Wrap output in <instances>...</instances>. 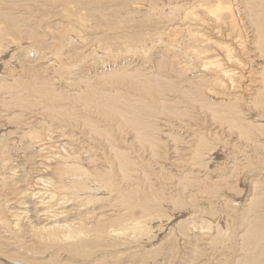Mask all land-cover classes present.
I'll list each match as a JSON object with an SVG mask.
<instances>
[{
    "label": "bare ground",
    "instance_id": "obj_1",
    "mask_svg": "<svg viewBox=\"0 0 264 264\" xmlns=\"http://www.w3.org/2000/svg\"><path fill=\"white\" fill-rule=\"evenodd\" d=\"M136 1L0 0V264H264V0Z\"/></svg>",
    "mask_w": 264,
    "mask_h": 264
},
{
    "label": "rangeland",
    "instance_id": "obj_2",
    "mask_svg": "<svg viewBox=\"0 0 264 264\" xmlns=\"http://www.w3.org/2000/svg\"><path fill=\"white\" fill-rule=\"evenodd\" d=\"M139 1V2H138ZM143 0H137L136 1V3H138V4H142L143 3V5H144V8H145V1H143ZM136 3H133V4H136ZM71 5V7H73V8H70V7H66V6H64L65 8H63L64 10H63V12H64V16L65 17H68V18H71V20L73 21V22H76L77 24H80V25H77V31H78V33H80V35H84V37H87V40L88 39H93L94 37H95V35H98V34H102V33H107L108 35L110 34V33H112V32H114V30L113 29H118L119 31L120 30H122V29H124V30H126V28L128 27V26H130V25H132V23H128V21H129V17H127L126 16V18H119V17H116L115 18V20L113 19V21H111L112 20V18H109L108 20V22H105L104 21V19H102V21L101 20H99V18H98V16L100 17V16H102V14L101 13H99V12H97L96 10H95V8L93 9V5L91 4V3H88V4H84V6H83V4L81 5V7H78V6H76L74 3L73 4H70ZM83 6V7H82ZM112 7L114 8V7H116V5H112ZM62 8H61V10H62ZM66 8H68V9H66ZM81 9V10H80ZM103 9H107V7L105 8V7H103ZM66 10H71L72 12H73V14L74 15H72V14H67V12H66ZM84 10V11H83ZM143 10V9H142ZM60 11V10H59ZM87 12V13H86ZM98 14H97V13ZM117 12V11H116ZM75 13H77V14H75ZM120 16V15H119ZM130 16V15H129ZM126 19V23L128 24V25H126V23L124 22V20ZM104 23V24H103ZM113 23H114V27H113ZM142 24H144V25H142V26H146L144 29H146V30H150V27L153 25L152 24V21H147V24H146V22L145 23H142ZM82 25V26H81ZM86 25V26H85ZM125 26H126V28H125ZM113 28V29H112ZM143 28V27H142ZM75 29V28H74ZM85 31H84V30ZM107 29V30H106ZM112 29V30H111ZM104 34V35H105ZM90 36V37H89ZM179 37H181V36H176V38H174V39H171V41L173 42L174 40H179ZM102 38H103V36H102ZM96 41H98V38L96 39ZM121 41H123V40H121ZM120 40H119V43L118 42H114L113 44H111V46L108 44L109 43V41H103V42H100L99 44H97V45H95L94 47H93V51H95V50H97V55L98 56H101L100 58L99 57H95L94 58V55L95 54H91V55H93V56H91V57H93L91 60H89V61H87L88 59H87V57H85L84 58V60H82L81 58H79V59H76V61L74 60V61H72V62H70V70H73V71H78V70H80V69H82V70H85V69H88L89 68V65H90V63L92 64V63H95V62H97V63H99L103 58H105V59H103L102 61H106V65H111V63H122V62H124V61H134V59L135 58H133L132 59V57H136V58H138V59H140V57L141 56H138V54L136 55V53H137V51L136 50H134L133 52V56H131L130 57V53L128 54L127 52H124L123 51V49L126 51V49L124 48V47H121L122 45H123V43L121 42ZM124 42V41H123ZM129 42H132L134 45H137L140 41H135V42H133V41H129ZM121 43V44H120ZM84 44H86V43H84ZM158 44V43H157ZM119 47H118V46ZM179 43H177V44H171L170 45V50L172 49V50H174V49H177V48H180L179 46ZM78 46L79 47H81L83 50L84 49H87V48H85V47H83V45H82V43H79L78 44ZM115 46V47H114ZM124 46V45H123ZM156 46V45H155ZM102 47H106L107 48V50H104V52L103 51H101L102 49ZM121 48H122V50H121ZM151 49V48H150ZM89 50L90 51H92V49H90L89 48ZM139 51H140V49H139ZM151 51H152V49H151ZM151 51H149L147 54H149V55H147V57H150L151 55H152V53H153V51H152V53H151ZM176 51V50H175ZM129 52V51H128ZM62 53V52H61ZM109 53L111 54V56L109 55ZM126 55H125V54ZM140 53H141V51H140ZM142 54H144L143 52L141 53V55ZM112 55H113V57H112ZM117 55V56H116ZM129 55V56H128ZM135 55V56H134ZM115 56V57H114ZM90 57V58H91ZM108 57V58H107ZM109 57H112V61H111V58L109 59ZM142 57H145L144 55H142ZM141 57V58H142ZM128 58V59H127ZM98 59V60H97ZM79 60V61H78ZM114 60H115V62H114ZM121 60H122V62H121ZM76 62V63H75ZM90 62V63H89ZM108 62H109V64H108ZM2 67V66H1ZM89 70V69H88ZM92 78V77H91ZM99 79V77H93L92 79H91V83L92 84H94L95 85V87L97 86L98 88H105V84H103L100 80H98ZM100 82V83H99ZM101 83H102V85H101ZM218 155V154H217ZM217 155L215 156V157H217ZM219 158V157H218ZM218 158H216L215 159V161H219L220 159H218ZM216 163H219V162H216ZM215 163V164H216ZM244 163H246V162H244ZM245 165V164H244ZM260 164H258V163H256V164H251V163H246V166H240V168H239V171L241 170V169H243V171L244 172H249L250 171V169H252L253 167L255 168L254 170L252 169L248 174H254V176H255V174H257L258 173V168H257V166H259ZM261 166H263L264 167V165H261ZM247 168V169H246ZM252 175H249L248 177L249 178H252ZM247 178V177H246ZM246 178H245V175H244V177L242 178V181H241V184H240V188H239V190L241 191V192H239V195H241V196H239L238 195V193L236 194V198L237 199H239V201H234V202H237L238 203V205H235L234 204V206H237V207H239V205H241V204H243L244 203V200L246 199L245 197L248 195V193L250 192V191H248V189L249 188H251V187H249L250 185V182L249 181H251V179H248L247 178V180H249V181H247L246 180ZM246 180V182H245V180ZM248 183V184H247ZM245 184V185H244ZM242 187V188H241ZM248 187V188H247ZM243 189H245V191L243 190ZM222 193H225L224 192V190H222L221 191ZM245 192V193H244ZM243 193V194H242ZM244 194H246V195H244ZM239 197V198H238ZM241 207V206H240ZM222 215H223V217H226V214L225 213H221V219L219 218V222L221 221V225L224 227V225H223V221H222V219H224L223 217H222ZM225 215V216H224ZM221 226V227H222ZM166 233V230L164 231V233L163 234H165ZM162 235V234H161ZM163 236V235H162ZM161 237V236H160ZM179 250H181V248L179 249ZM204 252H206V253H202V254H208V253H210V251L208 252V251H204ZM222 253H224V252H222ZM224 257V256H223ZM202 260H203V258H202Z\"/></svg>",
    "mask_w": 264,
    "mask_h": 264
}]
</instances>
